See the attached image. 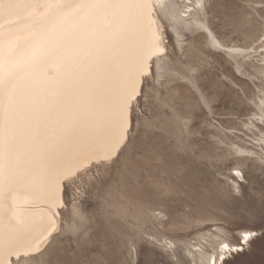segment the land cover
<instances>
[{"label": "snow or ice", "instance_id": "snow-or-ice-1", "mask_svg": "<svg viewBox=\"0 0 264 264\" xmlns=\"http://www.w3.org/2000/svg\"><path fill=\"white\" fill-rule=\"evenodd\" d=\"M20 2L25 30L0 23V264H227L264 236L232 210L264 176V0Z\"/></svg>", "mask_w": 264, "mask_h": 264}, {"label": "rangeland", "instance_id": "rangeland-1", "mask_svg": "<svg viewBox=\"0 0 264 264\" xmlns=\"http://www.w3.org/2000/svg\"><path fill=\"white\" fill-rule=\"evenodd\" d=\"M241 143H243V141H241ZM261 180H264V176L260 175L258 169H254L249 173V182L247 184L248 195L232 209L237 213L236 224H234L233 227H236L238 224L260 229L262 223H264V220H262V212H264V209H262L258 201L252 198L255 190L260 188ZM90 203L94 202L88 201L82 206L86 208L88 212L92 211V208L88 207ZM71 207V204H69L62 210L63 214L60 220H63L65 225L74 222L71 216ZM65 216H67V219H65ZM72 244L73 241L66 238L65 246H71ZM150 251V246L145 245L144 252ZM227 264H264V236L258 237L250 246H247L244 251L232 256Z\"/></svg>", "mask_w": 264, "mask_h": 264}, {"label": "bare ground", "instance_id": "bare-ground-1", "mask_svg": "<svg viewBox=\"0 0 264 264\" xmlns=\"http://www.w3.org/2000/svg\"><path fill=\"white\" fill-rule=\"evenodd\" d=\"M29 8L21 4L20 0H9L7 5L0 6V23H4L3 31L11 28L14 32H23L31 23ZM58 220L61 216L57 217ZM73 223V222H72Z\"/></svg>", "mask_w": 264, "mask_h": 264}]
</instances>
